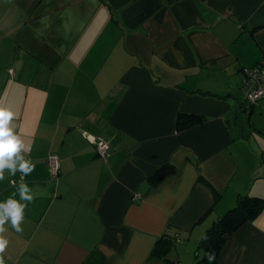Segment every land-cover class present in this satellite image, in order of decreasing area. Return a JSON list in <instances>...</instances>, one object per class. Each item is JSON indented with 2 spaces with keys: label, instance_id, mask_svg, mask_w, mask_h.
Wrapping results in <instances>:
<instances>
[{
  "label": "crops",
  "instance_id": "0c3cea01",
  "mask_svg": "<svg viewBox=\"0 0 264 264\" xmlns=\"http://www.w3.org/2000/svg\"><path fill=\"white\" fill-rule=\"evenodd\" d=\"M260 62L264 0H0V106L35 165L0 180V201L34 195L4 264H194L240 195L264 198ZM216 264H264V210Z\"/></svg>",
  "mask_w": 264,
  "mask_h": 264
},
{
  "label": "clouds",
  "instance_id": "9594fccd",
  "mask_svg": "<svg viewBox=\"0 0 264 264\" xmlns=\"http://www.w3.org/2000/svg\"><path fill=\"white\" fill-rule=\"evenodd\" d=\"M13 120L14 112L8 107L0 106V180L4 179L5 171L13 176L17 172L22 176H27L35 168V165L21 154L30 151V149L22 140L20 133L16 131L17 125L12 122ZM18 194L19 200L9 197L0 201V253L4 252L9 243L3 235L7 231L5 226L10 223L17 233L22 232L24 210L27 204L34 199L32 190L27 183L19 184ZM207 256L208 262L211 264L215 259V254L209 253ZM0 264H4L2 256H0Z\"/></svg>",
  "mask_w": 264,
  "mask_h": 264
},
{
  "label": "trees",
  "instance_id": "16d2710c",
  "mask_svg": "<svg viewBox=\"0 0 264 264\" xmlns=\"http://www.w3.org/2000/svg\"><path fill=\"white\" fill-rule=\"evenodd\" d=\"M264 210V198L253 195H240L235 207L217 219L208 229L199 245L198 260L194 264H209V253L215 254L211 264H216L220 253L233 234L242 224L257 217ZM84 264H93L85 262Z\"/></svg>",
  "mask_w": 264,
  "mask_h": 264
},
{
  "label": "built area",
  "instance_id": "2783aa9c",
  "mask_svg": "<svg viewBox=\"0 0 264 264\" xmlns=\"http://www.w3.org/2000/svg\"><path fill=\"white\" fill-rule=\"evenodd\" d=\"M243 81L244 105L250 110L260 99L264 97V62H260L252 68L245 69ZM90 140L95 143L99 155L102 157L109 156V144L104 139L92 137ZM47 163L53 178L58 179L61 175V159L58 154L51 153L47 158ZM23 176L13 178V184L21 182ZM181 241L182 238H179Z\"/></svg>",
  "mask_w": 264,
  "mask_h": 264
},
{
  "label": "rangeland",
  "instance_id": "374dc122",
  "mask_svg": "<svg viewBox=\"0 0 264 264\" xmlns=\"http://www.w3.org/2000/svg\"><path fill=\"white\" fill-rule=\"evenodd\" d=\"M259 102L256 103L257 106L259 105ZM251 120L254 121V123L258 127V130L256 135L253 137V141L251 142L250 140L249 142L254 146H258L264 149V112L255 109L251 116Z\"/></svg>",
  "mask_w": 264,
  "mask_h": 264
},
{
  "label": "water",
  "instance_id": "95a60500",
  "mask_svg": "<svg viewBox=\"0 0 264 264\" xmlns=\"http://www.w3.org/2000/svg\"><path fill=\"white\" fill-rule=\"evenodd\" d=\"M243 103H244V101H243ZM244 107H245V105H244ZM245 109H246V107H245Z\"/></svg>",
  "mask_w": 264,
  "mask_h": 264
}]
</instances>
